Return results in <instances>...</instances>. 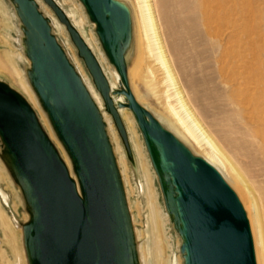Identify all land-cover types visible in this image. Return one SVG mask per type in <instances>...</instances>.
<instances>
[{"label":"water","instance_id":"obj_1","mask_svg":"<svg viewBox=\"0 0 264 264\" xmlns=\"http://www.w3.org/2000/svg\"><path fill=\"white\" fill-rule=\"evenodd\" d=\"M3 2L16 64L39 108L0 77V166L18 203L2 185L0 201L24 264H154L148 213L141 219L135 209L146 187L125 111L151 171L172 259L258 264L237 190L135 93L130 1Z\"/></svg>","mask_w":264,"mask_h":264},{"label":"rangeland","instance_id":"obj_2","mask_svg":"<svg viewBox=\"0 0 264 264\" xmlns=\"http://www.w3.org/2000/svg\"><path fill=\"white\" fill-rule=\"evenodd\" d=\"M129 1L134 8L138 38L137 55L131 67V81L135 93L143 103L168 122L197 152L205 156L206 146H200L169 115L166 106L156 98L151 89L145 54V59L141 62L144 40L142 32L139 31L141 29L138 26L136 0ZM155 2L161 32L184 86L186 100L189 103L193 119L205 133L204 135L211 138L221 149H224L245 171L250 182L263 193L264 166L260 164L259 158L251 154L249 149L231 137L230 119L235 117L234 107L229 101L233 94V86L229 82L231 70L229 66L226 65L225 67L221 63V59L226 50L229 52L236 51L244 57V60L254 64V67L264 75V0H220V8H218L216 0H209V14L213 20L210 25V35L204 25L202 0H155ZM218 13L220 14V27L219 22L215 21ZM75 20L80 23L76 18ZM218 30H220V36H217ZM11 31L12 24L6 5L3 0H0V77L7 78L15 87L20 89L17 78L13 75V67L9 64L3 51L6 45L4 40L6 35L14 50ZM135 65L139 67L138 73L132 71ZM138 140L140 141L139 138ZM0 170V185L9 191L11 201L17 204L14 190L3 169ZM231 184L244 202L245 199L238 188L232 182ZM133 193L136 194V190ZM156 198L159 204L157 193ZM0 204L8 215L7 209L1 201ZM135 209L139 212L141 219L146 215V211L148 213L154 264H169L174 245L170 240L166 224L165 231L160 228L157 233L153 232L146 199L144 201L139 200ZM8 220H10L9 215ZM1 223L0 218V228L2 229V232L0 230V264H24L18 231L10 220V227L6 229L5 235ZM155 234L159 236L157 237L161 248V262L158 260L159 254L154 245ZM178 264H180L179 259Z\"/></svg>","mask_w":264,"mask_h":264},{"label":"bare ground","instance_id":"obj_3","mask_svg":"<svg viewBox=\"0 0 264 264\" xmlns=\"http://www.w3.org/2000/svg\"><path fill=\"white\" fill-rule=\"evenodd\" d=\"M216 1L218 8H220V0ZM209 4V0H202L201 2L204 25L207 33L210 35V25L213 20L209 14ZM136 9L138 26L141 29L139 31L142 32L144 40L143 58L141 62L144 61L145 54L148 63L147 75L151 89L156 98L166 106L169 115L200 146H206L205 157L214 163L222 171L224 176L240 191L245 199L244 203L252 225L258 264H264V192L262 193L250 182L245 171L224 149H221L211 138L204 135L205 133L202 132L198 123L193 119L189 103L186 100L184 86L161 32L155 0H136ZM83 20L82 17L80 21ZM215 21L219 22L220 27L219 13L216 15ZM217 36H220V30L217 31ZM142 37L140 38L141 40ZM4 40L6 45L3 51L14 70V74L12 71L11 73L17 78L16 80L20 89L26 94L32 104L38 108L35 97L24 80L20 68L16 64V51L13 50L7 35ZM221 63L225 67L226 65L229 66L231 70L229 73V82L232 83L233 94L229 101L235 111V117L230 119L229 128L231 137L241 142L243 147L249 149L251 154L259 158L260 164L264 166V75L259 69L254 67V64L244 60V57L236 51L229 52L226 50L221 59ZM138 68V65H135L132 71L138 73ZM40 115L44 122L47 123L41 111ZM125 117L131 129L133 142L140 159L146 187L147 209L153 232L157 233L160 228L165 231V218L157 202L151 171L142 144L138 140L139 137L134 128V120L128 111H125ZM0 218L4 234L6 235V229L10 227V220H8V215L1 204ZM0 230L2 232L1 228ZM157 236V234L154 236V245L159 254L157 256L158 260L161 262V248L159 236ZM169 264H178V259H171Z\"/></svg>","mask_w":264,"mask_h":264}]
</instances>
